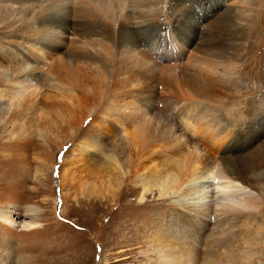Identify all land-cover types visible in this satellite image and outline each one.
I'll return each instance as SVG.
<instances>
[{
  "label": "rangeland",
  "instance_id": "374dc122",
  "mask_svg": "<svg viewBox=\"0 0 264 264\" xmlns=\"http://www.w3.org/2000/svg\"><path fill=\"white\" fill-rule=\"evenodd\" d=\"M173 1L129 0L127 4L133 7V15L142 22L138 28L142 38L154 33L155 24L172 23L171 14L180 11L178 5L169 7ZM180 1L182 6L190 4L200 10L202 2L209 0ZM260 1L264 5V0ZM232 4L230 17L235 19H220L219 24L236 30L248 20L249 37L251 29L254 31L261 20L257 30L260 27L259 31L264 32L261 2L233 0ZM82 9L79 6L76 12L82 15ZM89 10L95 12L94 7ZM116 10L115 18L119 14ZM71 12L73 5L69 0H0V211L11 219L0 220V264H264V194L260 195L256 209L231 226L219 222V216L214 215L218 196L215 191L224 189L225 185V179L214 172L198 171L199 178L182 186V190H188L190 185H202L197 195L180 189L161 197L158 187L152 186L144 192L140 182L134 179L145 175H141L145 172L143 165H151L150 160L142 164L148 157L145 155L156 159L159 155L180 157L183 153L184 160L194 161V158L186 147L175 151L173 134L169 131L144 146L139 144V148L122 139L121 129L108 125V112L129 108L126 107L129 103L137 104L150 91L138 76L129 79L124 63L127 49L118 47V41L122 40V45L127 42L119 36L102 39L109 59L98 67L76 60V55L84 53L79 42L68 43V35L57 38L56 45L61 49L51 63L58 71L75 64L87 75V90L79 91L69 83L62 85L42 77L35 88H26L28 92L21 99L15 96V83L23 79L25 72L20 71L23 70L20 64H10L9 52L26 46L29 36L32 41L28 45L47 41V35L38 33L40 24L50 27L51 20H57V27L67 29ZM236 19L237 25L230 22ZM185 21L191 29L198 28L191 15ZM192 46L189 51L195 59L187 66L198 71L200 66H206L205 56ZM230 47L234 48L233 44ZM227 54L230 56L208 60L214 73L202 71L205 89L197 97L208 112L218 110L233 126L239 142H234L231 154L236 155L239 146L246 145L254 134L255 143L264 142V122L262 128H257L258 132L248 130L264 113V59L259 67L245 70L236 81L222 73L230 72L227 69L232 66L228 64L240 70L252 54L243 51L235 55L234 49ZM160 58L164 62L174 59L168 51H163ZM138 72L137 69L133 74ZM90 76L95 85L91 84ZM168 85L163 92H176L175 82ZM196 85L199 86L197 82ZM142 87L146 89L143 88L144 92L139 91ZM182 93L185 98L195 96L186 87ZM159 106L167 111L166 103ZM192 128L202 141L208 138L207 133L215 135L213 130L209 131L208 123L192 122ZM174 134L180 135V130L175 129ZM230 137L214 147L210 136L208 145L212 152L225 154V148L231 144ZM110 156L121 167L116 177L118 183L114 184L116 189L111 194L104 188L108 177L103 173L105 160ZM93 186L99 190L92 191ZM180 202H186L190 208L178 207ZM202 204L208 205L210 211L203 210Z\"/></svg>",
  "mask_w": 264,
  "mask_h": 264
},
{
  "label": "bare ground",
  "instance_id": "6f19581e",
  "mask_svg": "<svg viewBox=\"0 0 264 264\" xmlns=\"http://www.w3.org/2000/svg\"><path fill=\"white\" fill-rule=\"evenodd\" d=\"M232 1L233 0L204 1L200 5V10H198L196 7L194 9L190 4L182 6L183 4L180 0H174L169 4V7L174 8L172 6L178 5V10L180 11L171 14L173 18L172 23L155 24L153 29L154 33H150L147 38H142L138 34V28L142 22L137 21L138 18L133 15V11H131L133 7H129L127 4L129 0H69L73 5V12H71V24L67 29L60 26L57 27V20H51L52 25L50 24V27H47L45 24H40L38 33L47 35V41L43 40L38 45H34L32 42L33 45H28V42H31L32 38L31 36L25 37L26 44L24 41L23 43L26 46L19 47L9 52L7 58L10 64H20L19 66H21L23 70H19L25 72V76L22 77L23 79L15 83L14 94L15 96L17 94L16 97L18 99H21L23 93L28 92L26 88H35L36 82L42 77L50 78L62 85L69 83L70 86L79 91L87 90V88H89L86 80L87 75L79 70V67L75 64L69 67L65 65L66 70L58 71L51 63L53 56L57 55L61 49L56 45V43H58L56 41L57 38L68 35V43L73 44L79 42L84 49V53L76 55V60L78 62L82 60L85 64H89V66L98 67L101 62L109 59L107 49L102 44V39L110 40V38L119 36L127 42L125 45H122V40L118 41V47H125L127 49L125 53V58L127 59H125L124 63H126L125 67L129 79L130 77L138 76V78H140L138 80H143L146 83V88L150 91H148L149 94L140 99L137 104L132 106L131 104L133 103H129L128 106H126L129 108L117 107L119 108H116L117 111L108 112L106 116L108 125L110 128L121 129L122 134L120 136H122V139L130 142L133 147L138 146L139 148L140 145L144 146L147 141L157 140L156 138L163 136L164 132L169 131L173 134L175 145L172 146L176 147L175 151L178 152L181 150L182 148L180 147H183V149L186 147L185 150L193 154L191 156L194 158V161L184 160L185 156L182 153L180 157L169 154L159 155V157L153 159V155L150 156L147 153L148 155L145 156L148 157L142 160V164H145V160H150L152 163L147 161L148 164L151 165H143V167H145V172L141 175L144 173L145 175L143 177L136 176L134 179L140 182L144 192L150 190L152 186L158 187L159 196L163 197L169 194V191L176 193L180 189L182 190V186L185 183L192 182L196 178H199L198 171H201V174L202 170L214 172L219 178L225 179V185H223L224 189L215 191L218 196L215 202L216 212H214V215L216 218L219 216V222L228 223L232 226L238 220H241L242 216H245V214L252 209H256V206L260 202V195L264 194V142L255 143L254 139H256V134H254V138L246 145L239 146L236 155H234V153L231 154L234 142L235 144L239 142L236 133L232 131L233 126L231 127V125L225 121L218 110H211L208 112V109L202 106L203 102L197 97L199 92L205 89L204 85H202L205 81L202 71L214 73V69L208 60L212 62L223 57V55H228L227 52L230 49H234L235 55H239L243 51L247 53L250 52L252 56L249 62L241 65L240 70L236 69V66L234 67L233 64H228L232 66L230 67L232 69H227V71L230 72H225L226 74L224 75L221 72L222 76L233 78L236 81H239V75L245 70L257 67L263 62L264 32L259 31L260 27L257 30L261 20L256 25V31L251 29L249 37L246 29V23L249 22L248 20H246L245 26H238L236 30L230 29L225 24L222 25L218 23L220 19H235L230 17V12L234 7ZM258 1L263 5L262 1ZM79 6L84 8V10L82 9V15L80 12H76ZM92 7L95 8V12L89 10V8ZM116 8L119 13L117 18H115L117 12ZM187 15H191V17L194 18L198 26L197 29H191L192 26H190L187 21L184 22ZM232 20L230 22L237 25L238 19H236V21ZM227 22L229 23V21ZM211 23L212 25H216L214 27L212 25L210 26ZM55 29L56 31H54ZM25 32L26 31H23V33ZM247 38L250 39L245 46ZM232 44L234 48L230 47ZM190 45H193L192 48L205 56L203 59L204 65L207 66H205L206 69L200 66L198 71L189 70L187 64L195 59H192L194 55L189 51ZM163 51H168L169 56L174 57V59H172L173 61L164 62L160 58V54ZM232 57H234V55ZM130 58L131 60H129ZM183 59L186 60L185 63L181 62ZM224 59H226L225 56ZM234 59L238 58L234 57ZM229 60L231 61V59ZM112 64L113 66H111L114 68L115 63L113 62ZM137 69L139 70L138 74H133ZM1 72L6 74L7 71L3 70ZM111 72H113L111 75H115L114 71ZM92 78L93 77H91V80ZM88 79L90 80V78ZM169 82L176 83V92L173 94L165 93L162 90L169 87ZM196 82L199 86L196 85ZM92 83L95 85L94 81L91 82V84ZM139 86L137 88H139ZM183 87L191 91L195 95L193 96L195 99H193V97L185 98L182 93ZM143 88L145 89V87H142L139 91L144 92L146 89L144 90ZM93 90L92 92L94 93ZM123 103L122 101L121 104ZM159 103H166L167 111L160 110ZM122 106L124 107V105ZM203 116H208L209 119H204ZM193 118H196V120H192ZM202 118L203 122H201ZM197 121L200 123H208L210 126L209 131L213 130L215 135L207 133L208 138L205 137L207 139L203 141L198 138V136L193 133L194 129L192 128V122ZM263 122L264 113L259 119L257 118L249 125L248 130H252L255 133L258 132L257 128H262ZM181 125L182 127H180ZM175 129L180 130V135L174 134ZM230 135L229 142H231V146L229 145L227 149L225 148V154L219 155L218 153L217 155L215 154L216 152H212L213 149L210 148V144L214 147L218 146L219 143H223L224 138ZM210 136H212L211 139L213 141H209L210 144L208 145ZM136 150V152H138V149ZM144 152L146 153L145 150ZM138 154H140V152H138ZM128 163H131V161ZM188 165L190 166L189 169ZM120 168V165L114 157L110 156L106 158L105 172L103 173L106 175V178H108L106 179L104 188L109 194L113 193L116 189L114 184L118 183L116 177L119 176ZM137 177H139V179H136ZM130 183L132 184L133 182L130 180ZM134 183L136 184V182ZM100 184L103 185L102 182ZM201 187L202 185H190L188 190H182V192L190 191L192 194L197 195ZM92 189V191L99 190L95 189V186H93ZM177 206L180 208H190L186 202H180ZM201 206L203 210H209L208 205L204 206V204H202ZM194 209L195 208H193V210ZM194 211H196V209ZM202 215L205 214L202 212ZM0 220L11 221L8 214L1 211Z\"/></svg>",
  "mask_w": 264,
  "mask_h": 264
}]
</instances>
